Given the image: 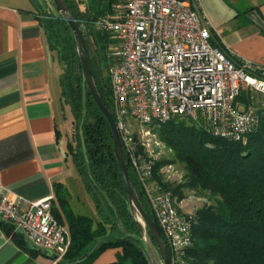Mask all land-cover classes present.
Here are the masks:
<instances>
[{"label":"trees","instance_id":"16d2710c","mask_svg":"<svg viewBox=\"0 0 264 264\" xmlns=\"http://www.w3.org/2000/svg\"><path fill=\"white\" fill-rule=\"evenodd\" d=\"M64 1L82 28L91 73L101 100L110 110L109 76L103 79L95 55L103 50L102 58L113 62L107 51L112 40L99 26V19L112 14L120 0L93 1L83 10L78 8L76 0ZM40 13L38 19L49 48L61 64L60 103L72 117L65 151L82 176L98 215L95 219L74 213L62 185L55 184V195L70 236L69 248L61 262L74 264L87 253L78 264H92L104 250L119 248L121 256L108 264H149L128 211L108 123L83 84L71 31L58 12ZM96 24L98 29L94 28ZM261 31L264 34V29ZM210 42L226 57L240 62L228 52L213 30ZM238 99L248 100L243 86ZM155 131L173 152V158L156 162L155 171L163 164L177 162L184 172L183 183L172 189L176 200L184 199V191L189 190L213 202L193 213L192 246L185 251L184 264H264V118L240 140L212 136L183 116H174L155 126ZM126 165L142 206L163 238L136 178ZM52 214L64 224L61 213L54 206ZM0 226L31 254H53L32 246L12 224L0 220Z\"/></svg>","mask_w":264,"mask_h":264},{"label":"built area","instance_id":"2783aa9c","mask_svg":"<svg viewBox=\"0 0 264 264\" xmlns=\"http://www.w3.org/2000/svg\"><path fill=\"white\" fill-rule=\"evenodd\" d=\"M99 26L114 44L109 111L126 164L162 233L169 264H184L194 211H181L184 199L172 193L182 178L174 164L155 171L164 145L155 126L183 116L212 136L242 139L264 118V68L234 62L213 46L196 0H120ZM241 86L247 101L238 99ZM51 210L50 196L22 203L0 191V220L61 260L70 236Z\"/></svg>","mask_w":264,"mask_h":264},{"label":"crops","instance_id":"0c3cea01","mask_svg":"<svg viewBox=\"0 0 264 264\" xmlns=\"http://www.w3.org/2000/svg\"><path fill=\"white\" fill-rule=\"evenodd\" d=\"M43 2L0 0V191L22 203L50 196L63 216L55 184L62 185L69 204L73 176L65 147L71 125L64 118L69 110L60 103L61 64L38 19L47 11ZM242 15L232 26L220 25V33L211 28L233 57L264 68V0ZM120 256L121 249L108 248L92 264H108ZM0 264L62 262L31 254L0 226Z\"/></svg>","mask_w":264,"mask_h":264},{"label":"water","instance_id":"95a60500","mask_svg":"<svg viewBox=\"0 0 264 264\" xmlns=\"http://www.w3.org/2000/svg\"><path fill=\"white\" fill-rule=\"evenodd\" d=\"M51 3L53 4L54 8L57 10L60 18L66 22L68 28L71 31L76 49V54L80 65L83 84L87 89L88 93L90 94V96L92 97L97 108L100 110V112L102 113V115L104 116V118L108 123L112 137L114 157L118 164L121 181L126 194L128 211L138 230V236L136 238L140 242V245L143 248V251L149 261V264H169L165 243L162 237L160 236L157 228L149 218L144 207L142 206L138 194L136 192V189L133 183L131 182L130 176L128 174L126 161L124 158V154L122 151V147L114 119L109 109L105 106V104L101 100L93 75L90 70L89 58L85 46L82 28L77 24L70 8L67 6L64 0H51ZM83 119H84V115L82 117V121ZM80 132H81V126H80ZM34 247L38 248L36 246ZM38 249H42V248H38ZM48 256L52 258H56L55 255L51 253H49ZM86 256L87 253L82 255L81 258L74 264H78Z\"/></svg>","mask_w":264,"mask_h":264},{"label":"rangeland","instance_id":"374dc122","mask_svg":"<svg viewBox=\"0 0 264 264\" xmlns=\"http://www.w3.org/2000/svg\"><path fill=\"white\" fill-rule=\"evenodd\" d=\"M77 6L80 10H83L86 6L90 5L93 1L94 3L97 0H76ZM262 0H196L203 14L211 24L213 30L220 33L218 31V27L223 25L224 28L228 26H232L234 23L243 20L242 11H244L247 7L256 5L260 3ZM44 8L49 13H56L57 10L51 4V0H46L43 2ZM95 29H98V25L94 26ZM114 50V44L110 43L107 51L109 52ZM106 51V53H107ZM91 55L94 54V49L91 47L90 49ZM105 54V51H99V54L95 55V59L99 64V68L101 70V74L103 79L108 78L109 76V67L111 61L108 59H103L102 56ZM64 118L71 125L72 117L67 111L64 115ZM73 131V130H72ZM71 133V128H70ZM73 133V132H72ZM157 139L159 140L158 136ZM157 152V151H156ZM158 158L160 159H171L173 158V152L163 145V147L158 151ZM173 167L179 174L182 175L181 183L184 180V172L182 166L179 163H173ZM72 163L69 164L68 173L70 174L71 180L68 184V199L70 208L76 214L89 216L91 218H98L95 204L92 196L87 192L84 187L82 176L79 174L78 170ZM212 200L207 196L198 195L194 191L185 190L184 191V200L181 203V208L179 209L183 212H192L201 208L204 205H210ZM63 217V216H62ZM64 224H66L65 219L63 217Z\"/></svg>","mask_w":264,"mask_h":264}]
</instances>
